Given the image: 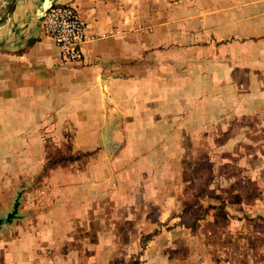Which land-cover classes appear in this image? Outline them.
I'll use <instances>...</instances> for the list:
<instances>
[{"label": "crops", "instance_id": "obj_1", "mask_svg": "<svg viewBox=\"0 0 264 264\" xmlns=\"http://www.w3.org/2000/svg\"><path fill=\"white\" fill-rule=\"evenodd\" d=\"M57 3L88 24L80 62H64L44 30ZM231 49L240 55L220 56ZM211 86L232 100L248 90L236 111L264 131V0H0V179L43 184L26 206L34 211L0 238V264H110L134 253L140 261L128 264H162L179 155L192 150L195 99ZM255 141L254 177L264 175V138ZM241 215L207 236V264L216 252L218 264L247 256L238 229L253 225ZM247 257L257 264L253 249Z\"/></svg>", "mask_w": 264, "mask_h": 264}, {"label": "rangeland", "instance_id": "obj_2", "mask_svg": "<svg viewBox=\"0 0 264 264\" xmlns=\"http://www.w3.org/2000/svg\"><path fill=\"white\" fill-rule=\"evenodd\" d=\"M248 49H242L240 58L248 57L250 52ZM215 53L210 55L213 56ZM239 53V50L231 49L221 52L220 56L235 55L237 57L240 55ZM186 68L188 67L183 66L181 71H185ZM226 70L229 71L225 67ZM214 83V86L220 85L217 82ZM239 84H242L240 87L242 90L245 85H248V81L239 82ZM209 88L210 93L205 92L203 97L195 99L192 150L187 154L179 155L178 159L179 193L178 201L172 212V216L178 218L170 225H168L169 220L165 223V228L169 231V237L173 243L167 242L162 246L164 253L156 260L162 261V264H207V248L205 246L207 236L217 237L220 234L218 229L227 224V219L230 220L228 215L239 216L242 214L241 217L251 221L253 225L251 228L249 225L245 228L247 232L238 229L242 232L240 237L243 241V249L247 256L249 250L253 249L255 257L252 260L257 264H264V210H259L264 206V175L256 176L257 178L252 176L253 169L258 167L252 156L259 151L254 143L255 140L264 138V131H259L256 134L255 126L259 125L256 124L259 121L256 122L254 118L250 117L249 112L239 116L236 111L243 95H246L248 90L242 94L239 91L238 98L235 97L232 100L228 98L231 92H224L226 95L224 98L223 91L219 90L220 87L218 89L213 86ZM243 103L250 107V102ZM202 109L206 111L204 118L201 113ZM260 120L263 121L264 118L262 117ZM179 125L181 126V124ZM2 180L4 179H0V186L3 188L0 191L4 194H0V217H6L14 209V204L17 201H19L17 202L19 207L15 219L0 229V238L5 236L11 227V232H13L16 227L22 225L21 219L25 217L24 214L34 211L33 208L27 210L26 206L31 202H38L43 196L41 179L34 182L31 180L18 181L16 186L10 185L9 182L4 184ZM14 187H16L15 190ZM212 189L214 192L210 193ZM209 195H212L211 199H209ZM187 202L194 205L193 212H191H196L202 217L195 233L189 226L192 221V213L183 212ZM211 205L214 207L210 208ZM249 205H252L251 208ZM254 207H259L258 211ZM217 211L222 213L215 216ZM146 213L152 214L153 211ZM209 230L212 233H209ZM135 231L137 228L132 229V232L135 233ZM119 232H121L120 236L124 243L125 238L127 242L129 234H125V223L119 228ZM228 243L229 246H233L232 243ZM125 244H129L128 247L134 249L133 243ZM216 248L214 246V249ZM247 256L244 258L242 256L238 264H248L250 259ZM214 257V261L217 260L218 264L221 260L219 254L216 252ZM139 258L140 255L134 253L127 261L112 258L111 263L122 264L124 262L128 264L139 262ZM234 260L237 264L236 259H233L232 264H235Z\"/></svg>", "mask_w": 264, "mask_h": 264}, {"label": "built area", "instance_id": "obj_3", "mask_svg": "<svg viewBox=\"0 0 264 264\" xmlns=\"http://www.w3.org/2000/svg\"><path fill=\"white\" fill-rule=\"evenodd\" d=\"M43 27L60 48L62 60L73 63L83 58V46L90 40L88 24L72 4H52L46 10Z\"/></svg>", "mask_w": 264, "mask_h": 264}, {"label": "trees", "instance_id": "obj_4", "mask_svg": "<svg viewBox=\"0 0 264 264\" xmlns=\"http://www.w3.org/2000/svg\"><path fill=\"white\" fill-rule=\"evenodd\" d=\"M194 205L191 203V202H187L185 203L184 205V208H183V212L184 213H187V214H191L193 211H192V207ZM210 207V206H209ZM214 206L211 205L210 208H213ZM192 211V212H191ZM222 212L221 211H217L215 216H218L220 215ZM206 214V213H205ZM224 214V213H223ZM202 217L200 215H198V213L194 212L192 213V221L191 223L189 224V226L192 228V232L195 233L197 231V226H198V222L199 220L201 219ZM158 233V230H155L153 231L152 233H149L146 235L145 237V240L144 241H147L149 240L150 238H152L155 234Z\"/></svg>", "mask_w": 264, "mask_h": 264}, {"label": "water", "instance_id": "obj_5", "mask_svg": "<svg viewBox=\"0 0 264 264\" xmlns=\"http://www.w3.org/2000/svg\"><path fill=\"white\" fill-rule=\"evenodd\" d=\"M111 134H112V131H109V130L106 131L104 145L107 149L110 148L112 150H115L114 144L111 143ZM17 202H15L14 204V209L11 212H9L6 217H0V227L4 223H11L15 219V217L18 214V207H19V204Z\"/></svg>", "mask_w": 264, "mask_h": 264}]
</instances>
